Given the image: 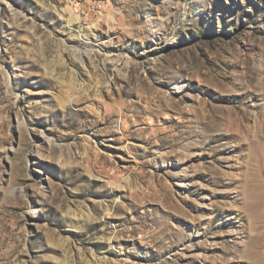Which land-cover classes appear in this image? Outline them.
Here are the masks:
<instances>
[{
  "label": "rangeland",
  "instance_id": "obj_1",
  "mask_svg": "<svg viewBox=\"0 0 264 264\" xmlns=\"http://www.w3.org/2000/svg\"><path fill=\"white\" fill-rule=\"evenodd\" d=\"M257 117L264 0H0V264H253Z\"/></svg>",
  "mask_w": 264,
  "mask_h": 264
},
{
  "label": "bare ground",
  "instance_id": "obj_2",
  "mask_svg": "<svg viewBox=\"0 0 264 264\" xmlns=\"http://www.w3.org/2000/svg\"><path fill=\"white\" fill-rule=\"evenodd\" d=\"M237 119H239V117ZM263 120L264 119H260L258 117L256 118V124L255 126H253L256 129L255 130L256 132L254 131L256 135H258L261 126H263L264 124ZM250 185H251V189L253 193L251 197L253 200H257L261 202V205H262L261 214L264 215V185L260 182H257V183L250 182ZM263 239L264 238H261L260 235H255L251 237V245L249 248V252L247 251L249 253L247 255L250 256V259L252 260L253 264H261L264 262V240Z\"/></svg>",
  "mask_w": 264,
  "mask_h": 264
}]
</instances>
